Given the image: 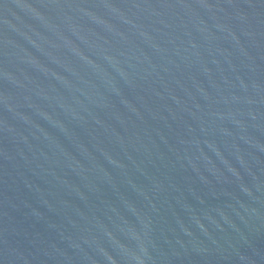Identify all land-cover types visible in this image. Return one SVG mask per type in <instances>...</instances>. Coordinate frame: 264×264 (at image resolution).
I'll return each mask as SVG.
<instances>
[{"label": "water", "instance_id": "95a60500", "mask_svg": "<svg viewBox=\"0 0 264 264\" xmlns=\"http://www.w3.org/2000/svg\"><path fill=\"white\" fill-rule=\"evenodd\" d=\"M0 264H264V0H0Z\"/></svg>", "mask_w": 264, "mask_h": 264}]
</instances>
